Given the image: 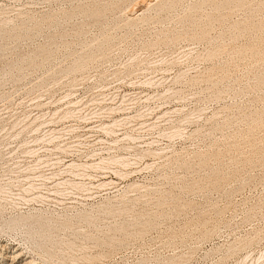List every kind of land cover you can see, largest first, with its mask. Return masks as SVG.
Returning a JSON list of instances; mask_svg holds the SVG:
<instances>
[{"label": "rangeland", "instance_id": "1", "mask_svg": "<svg viewBox=\"0 0 264 264\" xmlns=\"http://www.w3.org/2000/svg\"><path fill=\"white\" fill-rule=\"evenodd\" d=\"M167 1L0 0L3 264H264V0Z\"/></svg>", "mask_w": 264, "mask_h": 264}, {"label": "bare ground", "instance_id": "2", "mask_svg": "<svg viewBox=\"0 0 264 264\" xmlns=\"http://www.w3.org/2000/svg\"><path fill=\"white\" fill-rule=\"evenodd\" d=\"M178 1H180V0H178ZM178 1L177 0H170L169 2L167 1L166 3H164V4H160V7L162 6V8L165 6V7H168V6H170V4L171 5H174V4H177L178 3ZM194 1V0H193ZM197 1H199V0H197ZM196 1V2H197ZM246 0H200L199 2L201 3V5H203L202 4V2L206 5V3L207 2H210V5L212 4L215 8L216 7H221V5H228V4H231V6H230V8H232L233 7V5L232 4H234V6L236 5V7L238 6V5H240V4H243L244 2H245ZM174 2H177V3H174ZM181 2V1H180ZM198 2V3H199ZM251 2V1H250ZM172 3H174V4H172ZM196 4V3H194L193 5L195 6L196 5V7H198L200 4ZM254 3V2H253ZM208 4V3H207ZM248 4V3H247ZM148 5H149V3H148ZM150 5H152V4H150ZM149 5V6H150ZM157 5V4H156ZM200 5V6H201ZM147 6V5H146ZM149 6H147V7H149ZM192 6V5H191ZM193 6V7H194ZM212 6V7H213ZM229 6V5H228ZM227 6V9L229 8ZM164 7V8H165ZM241 7V6H240ZM97 7H95L94 9H92V11L89 13V14H91V15H93L94 17H97L101 12V10H98V9H96ZM149 8H151V7H149ZM222 9H224L223 7H221ZM87 10H89V8L87 9ZM215 10V9H214ZM218 10H221L220 8L218 9ZM84 11H86V10H84ZM89 12V11H88ZM87 12V13H88ZM86 13V12H85ZM227 14V13H226ZM92 16V17H93ZM212 16V15H211ZM225 16V15H224ZM93 17V18H94ZM220 17H221V15H220ZM227 17V16H226ZM224 18V17H223ZM133 19L134 18H130V19H128V20H130V21H133ZM249 21V20H248ZM237 23V22H236ZM245 24V23H244ZM246 25V24H245ZM253 26V25H252ZM258 26H259V24H258ZM247 27V26H246ZM261 28V27H260ZM243 29H244V26H243ZM248 29H249V27H248ZM255 30V29H254ZM257 30V29H256ZM245 32V31H244ZM252 32V31H251ZM240 33V32H239ZM238 33V34H239ZM204 38V37H203ZM221 45V44H220ZM244 47V46H243ZM246 47V46H245ZM224 48H226V47H224ZM237 48V47H236ZM235 48V49H236ZM242 48V47H241ZM240 49V48H239ZM254 49V48H253ZM243 50V49H242ZM242 50H240V53H241V51ZM252 50V49H251ZM219 51H221V47L219 46V47H216V48H213V49H211V50H208V52L206 53V57H208V58H212V57H216V55L219 53ZM222 51H224V49L222 50ZM236 51H237V49H236ZM245 51H246V49H245ZM232 52V51H231ZM239 52V51H238ZM237 52V53H238ZM243 52L244 51H242V54H243ZM255 52V51H254ZM236 53V52H235ZM239 53V54H240ZM250 53H251V51H250ZM257 53V52H256ZM256 53H255V55H256ZM92 56L93 55H88L87 56V60H90L91 58H92ZM263 57V56H262ZM256 58V57H255ZM80 67V64H74L72 67H71V69L72 70H76V69H78ZM212 70H214V69H212ZM213 74V73H212ZM262 80V79H261ZM261 83H262V81H261ZM70 112V111H69ZM67 113H68V111H67ZM252 121H253V119H252ZM255 122V121H254ZM106 128V127H105ZM253 128V127H252ZM251 129V128H250ZM251 131V130H250ZM102 160V159H101ZM99 161V160H98ZM103 161V160H102ZM202 162V161H201ZM124 163V162H123ZM71 165V164H70ZM78 165V164H77ZM96 165V164H95ZM100 165V164H99ZM91 166V165H90ZM102 167V166H101ZM65 169V168H64ZM63 169V170H64ZM84 172V171H83ZM78 173V172H77ZM66 182V181H65ZM111 181H109L108 182V184L110 183ZM72 183V182H71ZM77 183V182H76ZM74 184L73 183V186H76L77 188L79 187V186H83V184L81 183H77V184ZM100 183V182H99ZM62 184V183H61ZM102 184V185H101ZM103 184H105V182H102V183H100L99 185H101V186H103ZM57 185V184H56ZM85 185V184H84ZM31 186V185H30ZM75 187V188H76ZM80 188V187H79ZM5 192V188H2V187H0V192ZM89 217V215H85L84 216V218H88ZM90 218V217H89ZM49 219V218H48ZM63 223V225H67V222L66 221H64V222H62ZM5 225H7L8 227H11V228H13V227H16V226H28V229H27V233L29 234V235H27V238L29 239V237L32 239V241H34V246H33V248L31 247V249L33 250V251H36V253L37 254H41V257H44V256H46V257H49L48 255H50L51 253H50V246H52V244H55L56 242L55 241H53L50 237H49V234H50V231H48V226H46V224L45 223H43V222H41L40 221V216H38V215H34V214H23V213H21V214H19V215H17L16 217H13L12 219H10L9 218V220H7V221H5V223H4ZM35 237H39V238H35ZM64 243H65V245L68 247V248H72L73 247V243L72 242H68V241H64ZM14 252H16V253H14ZM20 252L19 253H17V251H13L12 252V255H10V260H11V263H9V264H16L17 262H18V258H20ZM0 257H3V255L0 253ZM14 259H16V260H14ZM14 260V261H13ZM29 263H31V260L30 261H24V262H22L21 264H29ZM49 263H51V264H53V262H49ZM0 264H3V261H0ZM55 264V263H54Z\"/></svg>", "mask_w": 264, "mask_h": 264}]
</instances>
